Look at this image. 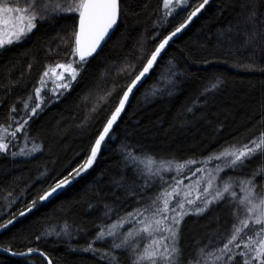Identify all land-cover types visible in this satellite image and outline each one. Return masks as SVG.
Listing matches in <instances>:
<instances>
[{
    "label": "trees",
    "instance_id": "trees-1",
    "mask_svg": "<svg viewBox=\"0 0 264 264\" xmlns=\"http://www.w3.org/2000/svg\"><path fill=\"white\" fill-rule=\"evenodd\" d=\"M244 4L245 0H209L188 27L174 37L167 54L162 55L164 64L172 60L179 71L186 73L179 90L172 96L151 97L149 89L159 73L148 77L134 90L127 114L122 116L117 134L121 140L130 133L129 139L137 148L183 161L202 158L226 143L244 142L264 131V47L255 51L240 49L238 41L228 40L232 33L227 28L246 12ZM258 8L264 13V0H259ZM190 10L191 7L178 8L165 20L162 0H122L120 24L111 40L89 59L72 89L31 122V136L43 150L31 157L0 154V223L14 218V223L0 230L1 250L10 247L15 252H26L33 247L46 252L53 264H105L99 256L83 249L95 234L93 226L102 220L105 205L121 210L134 206L127 189L134 187L135 177L131 172L125 175L117 141L102 150L93 168L49 201L38 204L23 217L19 212L26 211L30 201L54 178L86 158L93 137L108 115V104L101 102L94 113L90 109L108 90H112L108 100L114 101L129 79L127 72L118 74L116 69L128 63L139 68L143 62L139 57L185 20ZM76 23L73 19L45 23L22 43L0 50V101H5L0 105V115L15 99L31 91L46 62L67 58L64 44L51 53L48 49H56L60 36H68ZM157 33L159 37L154 40ZM250 62L256 65L253 70L242 66ZM215 79L222 80V84L203 103L200 93L205 84ZM10 84L15 86L6 94L5 86ZM197 97L200 106L188 112ZM31 144L29 141L28 146ZM260 162V158L254 160L247 171ZM45 169L47 176L37 180ZM186 174L191 180L186 179L185 184L193 186L197 179L204 178L202 173ZM8 192L16 197L11 206L3 199ZM65 221L84 231L72 239L45 235L49 226L59 230ZM231 222L227 206L213 205L203 215H190L181 226V244L187 251L196 241L206 243L209 237L227 231ZM37 236L41 238L37 240ZM120 259L121 264H127L125 256ZM0 264L47 262L38 255L17 258L0 251Z\"/></svg>",
    "mask_w": 264,
    "mask_h": 264
},
{
    "label": "snow or ice",
    "instance_id": "snow-or-ice-1",
    "mask_svg": "<svg viewBox=\"0 0 264 264\" xmlns=\"http://www.w3.org/2000/svg\"><path fill=\"white\" fill-rule=\"evenodd\" d=\"M258 3L259 0H245L242 7L246 12H242L241 18L227 28V32L232 33L228 40L238 41L240 49L252 48L255 51L264 47V13L259 12ZM208 4L209 0H200L199 3L192 0L191 5L189 0H162L165 20L172 17L178 8L191 7L187 18L139 57L143 61L139 68L128 63L116 69L118 74L127 72L129 79L114 101L108 100L112 95V90H108L90 109L94 113L101 102L108 104V115L93 137L86 158L38 192L26 206V211L19 212L21 217L88 172L102 150L117 141L124 173L131 172L135 177L134 187L127 189L134 206L121 210L105 205L104 216L99 224L93 226L95 234L83 251L99 256L105 264H121V255L126 257L127 264H264V131L244 142L226 143L202 158L183 161L137 148L129 139L130 133H126L123 140L117 135L134 90L156 71L159 74L149 89L151 97L172 96L179 90L181 77L186 73L179 71L172 60L164 64L162 54H167L166 49L174 37L186 29ZM121 15L122 0H0V50L22 43L45 23L61 19L77 21L68 36H60L56 49H48L51 53L64 44L67 58L46 62L31 91L15 99L8 105L7 112L0 115V154L12 158L31 157L43 150L31 136V122L78 82L89 58L98 54V49ZM157 37L159 33L153 39ZM241 37L242 40L239 39ZM242 66L248 70L256 67L252 62ZM31 67L29 64L28 68ZM221 84L222 80L215 79L204 85L200 93L203 103H207L209 95ZM14 86L6 85L5 93ZM200 97L187 109L188 112L200 106ZM148 98L146 95L145 99ZM4 103L0 101V105ZM29 141H32L31 147L28 146ZM257 158L261 162L247 171ZM192 165L203 166L193 169ZM188 172L193 176L202 173L204 177L194 182L195 195L193 184H185L186 179L191 180L186 174ZM45 176L47 169L37 180ZM117 183L125 187L120 181ZM3 199L11 206L16 197L8 192ZM213 205L230 209L232 222L229 229L209 237L206 243L196 241L186 251L181 244V226L185 218L203 215ZM12 223L14 218L0 223V230ZM83 231V228L65 221L59 230L49 226L45 235H63L72 239ZM40 238L36 237L37 240ZM3 251L14 256L36 254L47 264H53L46 252L38 248L29 247L26 252H15L6 247Z\"/></svg>",
    "mask_w": 264,
    "mask_h": 264
},
{
    "label": "water",
    "instance_id": "water-1",
    "mask_svg": "<svg viewBox=\"0 0 264 264\" xmlns=\"http://www.w3.org/2000/svg\"><path fill=\"white\" fill-rule=\"evenodd\" d=\"M120 19H121V17L119 18L117 24L114 26V29L110 32L109 36L106 37V40H105V42L102 44L101 49H98V54H99V53L105 48V46L107 45V43L111 40V38L113 37V35H114L115 32L117 31V29H118V27H119V24H120ZM98 54H97V55H98ZM97 55H95V56H93V57H91V58H94V57H96ZM91 58H89V59H91ZM0 251H1V252H4V251L1 250V249H0ZM4 253H6V252H4ZM6 254H9V255H11V256H14V255H12L11 253H6ZM32 255H36V254H32ZM14 257H17V258H26L25 256H19V255H15ZM28 257H29V256H28ZM42 258H43V257H42Z\"/></svg>",
    "mask_w": 264,
    "mask_h": 264
},
{
    "label": "rangeland",
    "instance_id": "rangeland-1",
    "mask_svg": "<svg viewBox=\"0 0 264 264\" xmlns=\"http://www.w3.org/2000/svg\"><path fill=\"white\" fill-rule=\"evenodd\" d=\"M194 185V184H193ZM193 195H195V186H193Z\"/></svg>",
    "mask_w": 264,
    "mask_h": 264
}]
</instances>
